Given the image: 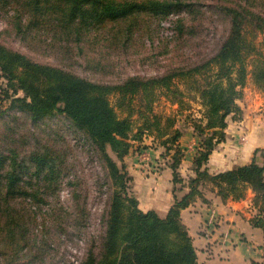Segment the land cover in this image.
Instances as JSON below:
<instances>
[{"label":"trees","instance_id":"1","mask_svg":"<svg viewBox=\"0 0 264 264\" xmlns=\"http://www.w3.org/2000/svg\"><path fill=\"white\" fill-rule=\"evenodd\" d=\"M7 1L0 0L3 17L7 15ZM11 1L18 8L12 21L7 19L6 31L12 26L24 38L32 29L44 32L46 45L61 43L62 51L67 53L71 48L69 43L77 44L82 37L87 39L88 46L108 42L127 49L134 36L142 37L140 32L145 31L146 23L181 7L187 9L183 14L191 22L185 24L184 17L179 18L172 35L174 42L169 44L172 47L165 46L166 53L182 49L183 55H179L176 66L151 76H129L114 85L98 84L40 65L0 45V70L14 92L19 90L24 94V99L15 100L29 111L32 120L53 112L63 113L82 132L101 162L102 184L110 182L112 191L103 213L101 248L96 251L95 246H91L80 264H204L197 261L179 214L197 197L206 201V192L226 202L241 200L250 190L257 213L251 224L260 229L264 237V155L261 163L253 160L215 175L204 169L215 146L224 140L227 116L240 112L236 102L248 74L255 86L264 91V50L254 43V37L264 33V0H222L219 5L205 9H201L200 1L189 3L192 0ZM205 20L208 24L220 21L224 25L221 36L212 41L211 47H207L211 34L207 31L208 25L203 26ZM106 21L113 25L106 26ZM93 25L96 26L92 28L94 33L84 34L85 28ZM186 95L201 104L200 118L188 123L201 137V144L193 161L194 176L186 181L188 192L181 198L175 196L166 216L160 217L153 211H141L136 198L125 194L124 199L121 197L127 191L129 177L123 159L130 152V140L145 142L144 136H152L153 144L162 149L164 165L173 171L175 192L182 190L185 182L177 168L183 152L177 145L180 133L175 128V119L167 118L162 127L161 119L152 115V107L160 96L171 104L184 106ZM135 116L141 120L136 131ZM108 149L114 158L108 154ZM63 150L64 158L68 150ZM7 151L11 155H0V167L8 159L14 168H25V157L15 150L7 148ZM35 160L38 163L35 168L46 177L45 190L53 191L49 189L52 180L64 174L67 163L59 161L54 170L52 166L47 167L54 162L52 155ZM13 179L7 178L10 182L4 198L15 193ZM205 184L211 186L203 191L200 187ZM22 195L26 194L22 192ZM9 209V205L0 204V233L7 231L14 249L21 251L25 248L24 236L31 222L14 217ZM59 217L60 233L66 234L65 221L72 214L64 212V216ZM250 264L264 263L251 261Z\"/></svg>","mask_w":264,"mask_h":264},{"label":"rangeland","instance_id":"2","mask_svg":"<svg viewBox=\"0 0 264 264\" xmlns=\"http://www.w3.org/2000/svg\"><path fill=\"white\" fill-rule=\"evenodd\" d=\"M199 1L201 9L222 3V0H192L189 3ZM11 2L8 0L5 4L7 15L4 17L3 13L0 15V45L40 65L64 70L98 84L114 85L129 76H151L164 73L176 66L180 61L179 55H183L182 49H171L166 53L165 46H170L169 44L174 42L172 35L179 18L184 17L185 24L191 23L189 17L183 14L187 9L181 7L180 10L175 9L168 15L161 14L157 19H160L159 21L151 20L150 23H146L143 26L145 31L140 30L142 37L134 36L127 49L121 47L119 49L108 42L88 46L87 39L82 37L77 44L69 43L71 48L67 53L62 51L61 43L46 45L47 34L44 32H35L32 29L24 38L23 35L16 33L12 26H8L6 31L7 21L9 19L12 21L11 17L18 8ZM110 23L111 21H106L105 25H113ZM207 25L209 27L207 31L211 34L207 47H211L212 41H217L216 38L221 36L224 25L220 21L208 24L205 20L203 26ZM93 27L96 26L85 28L84 34L94 33ZM254 43L258 49L264 50V33L257 34ZM247 78L246 84L240 90L241 97L236 102L240 112L231 113L226 120L230 122L245 119L249 126L253 123L255 127L264 129V91L255 86L250 74ZM17 98L24 99V94L19 90L14 92L9 80L0 70V155L10 156L8 148L25 157L26 161L25 168H14L9 160L5 159L4 166L0 167V204L9 205L14 217L23 218L25 223L31 222V228L24 236L25 248L21 251L14 249L7 231L0 233V264H80L91 246L94 245L93 250L96 251L101 248L103 213L112 191L109 188L110 182L102 184L104 174L101 162L82 132L63 113L53 112L32 120L29 111L15 100ZM184 100L187 104L179 106L160 96L153 104L152 115L161 119L162 127L167 118L186 123H190L192 119H199L202 110L199 100L187 95ZM134 119L137 124L134 127L136 131V126L141 124V120L136 116ZM243 129H246L245 126ZM244 136L243 134L240 137V142L245 141ZM151 137L144 136L145 142L130 140V151L140 155L141 149H146L143 146L153 144ZM63 149L68 150L64 158ZM107 152L114 158L109 149ZM51 155L54 162L51 161L47 167L52 166L55 170V165L61 160L67 165L64 174L56 175V180H52L49 189L53 191H47L44 181L46 177L35 168L38 166L35 158ZM143 158V155L139 157V161ZM125 170L129 176L126 182L127 191L121 194V197L124 199L125 194L135 198L132 177L126 165ZM8 177L14 178L12 188L15 193L4 198L10 182L7 181ZM210 186L205 184L200 189L205 191ZM22 192L26 195H22ZM205 194L207 196L209 192ZM253 209L254 212H250L251 219L257 214L255 208ZM64 212L72 214V217L65 221L68 228L66 234L60 233L59 216L63 217ZM261 249L262 258L256 262L264 263V245Z\"/></svg>","mask_w":264,"mask_h":264},{"label":"crops","instance_id":"3","mask_svg":"<svg viewBox=\"0 0 264 264\" xmlns=\"http://www.w3.org/2000/svg\"><path fill=\"white\" fill-rule=\"evenodd\" d=\"M244 126L246 129H243ZM175 128L180 133L177 145L183 152L177 173L186 182L187 178L194 176L193 161L201 137L185 121L177 120ZM224 134V140L215 146L204 165L209 174L226 172L253 160L262 162L263 128H257L253 123L249 126L245 119L226 120ZM243 134L245 141L240 142ZM146 146L145 150L141 149L140 155L130 151L123 162L132 177L138 208L165 217L173 206L175 196L181 198L188 192V187L184 183L182 190L175 192L173 171L164 165L162 149L155 144ZM142 155L144 158L139 161ZM205 198L206 201H202L197 197L179 214L180 222L191 238L197 261L204 264H248L260 260L264 237L261 230L251 224V191L248 190L247 195L238 201L222 202L214 193L205 195ZM213 216L219 219L218 225L207 223Z\"/></svg>","mask_w":264,"mask_h":264},{"label":"built area","instance_id":"4","mask_svg":"<svg viewBox=\"0 0 264 264\" xmlns=\"http://www.w3.org/2000/svg\"><path fill=\"white\" fill-rule=\"evenodd\" d=\"M251 209L254 212V209L252 208V204H251ZM219 222H220L219 219H217V217L213 216V218L211 220H209L207 223L212 224V225H218Z\"/></svg>","mask_w":264,"mask_h":264}]
</instances>
